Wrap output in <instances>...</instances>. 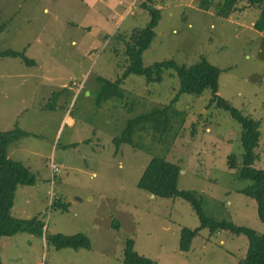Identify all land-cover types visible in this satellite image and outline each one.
<instances>
[{
    "label": "rangeland",
    "instance_id": "374dc122",
    "mask_svg": "<svg viewBox=\"0 0 264 264\" xmlns=\"http://www.w3.org/2000/svg\"><path fill=\"white\" fill-rule=\"evenodd\" d=\"M140 1L0 0L6 24L0 51H24L36 61L0 57V129L27 133L9 145L8 155L36 179L16 188L11 214L44 225L41 237H3V264H123L128 238L156 264H242L248 237L229 230L203 228L189 251L180 249L182 229L199 226L200 218L182 197L137 187L154 155L180 165L179 189L196 191L207 214L264 233L256 199L242 191L251 180L227 163L230 154L242 163V128L210 102V89L173 101L179 80L172 69L160 82L129 74L120 84L122 98L97 104L96 78L115 80L125 66L120 35L149 19ZM157 4L160 18L143 64L173 59L190 65L203 57L216 65L217 94L260 122L256 166L264 167V32L254 25L260 8L240 0L239 9L222 17L198 0ZM167 104L174 117L161 140L138 128L133 140L140 147L116 143L127 119ZM58 199L68 209L55 205ZM56 234L85 235L91 247L56 248L46 238Z\"/></svg>",
    "mask_w": 264,
    "mask_h": 264
},
{
    "label": "trees",
    "instance_id": "16d2710c",
    "mask_svg": "<svg viewBox=\"0 0 264 264\" xmlns=\"http://www.w3.org/2000/svg\"><path fill=\"white\" fill-rule=\"evenodd\" d=\"M240 0H198V6L204 9L212 8L216 15L227 17L234 10L239 9L237 3ZM250 5L260 8V14L254 25L264 32V0H247ZM159 4V3H158ZM157 0H141L139 7L149 12L148 21L142 26H134L127 36L120 35L123 44V56L125 66L120 77L110 80L102 76L96 78L99 87L96 91V102L100 104L111 98H122L123 90L120 84L129 74L142 75L146 82H160L166 70L172 69L179 80L177 94L173 97L176 101L182 93L201 95L206 89H210L212 96L210 102H214L219 108L227 111L230 116L240 124V142L244 149L242 163H239L234 154L228 155L227 163L231 168L238 167V177L247 178L251 183L242 188V191L252 196L257 201L259 217L264 223V167L256 166L261 160L258 149L260 148V122L234 107L231 103L217 94L218 77L220 69L210 61L201 57L197 62L186 65L178 64L173 59L154 62L148 66L143 64V52L152 44L156 35V26L160 18V7ZM6 24L0 23V33ZM20 57L27 65H34V59L28 58L24 51L6 49L0 51V57ZM169 104L162 108H153L145 113L127 119L121 134L115 139L116 143H127L136 148L139 143L133 140L138 128L152 131V136L162 139L165 133L172 127L174 112ZM27 134L21 128L15 127L2 131L0 129V242L5 236H15L26 233L41 237L44 225L36 218L23 219L14 217L11 208L14 203V192L19 185L35 184V175L21 162L9 157L8 147L21 135ZM181 172L180 165L167 160L165 156L154 155L150 157L144 166L137 187L154 196L165 198L182 197L188 200L200 218V225L195 228L184 227L180 236V249L189 251L195 237L203 228H207L212 234L218 230H229L235 234H245L248 237V249L246 255L239 260L242 264H264V233L243 225H236L229 220H218L207 214L202 208V197L196 191L180 190L178 180ZM55 205L68 209V203L59 199ZM47 241L56 248L90 249V241L85 235H51ZM123 264H156L152 258L139 254L133 249V240L128 238L124 242ZM0 264H3L0 255Z\"/></svg>",
    "mask_w": 264,
    "mask_h": 264
},
{
    "label": "built area",
    "instance_id": "2783aa9c",
    "mask_svg": "<svg viewBox=\"0 0 264 264\" xmlns=\"http://www.w3.org/2000/svg\"><path fill=\"white\" fill-rule=\"evenodd\" d=\"M51 168H52V170H56L57 169V167H56V165L55 164H51Z\"/></svg>",
    "mask_w": 264,
    "mask_h": 264
},
{
    "label": "crops",
    "instance_id": "0c3cea01",
    "mask_svg": "<svg viewBox=\"0 0 264 264\" xmlns=\"http://www.w3.org/2000/svg\"><path fill=\"white\" fill-rule=\"evenodd\" d=\"M130 3H131V0H130ZM129 7V6H128ZM140 8V7H139ZM35 61V60H34ZM35 64H36V61H35ZM34 64V65H35ZM12 209V208H11ZM0 253H1V242H0Z\"/></svg>",
    "mask_w": 264,
    "mask_h": 264
},
{
    "label": "water",
    "instance_id": "95a60500",
    "mask_svg": "<svg viewBox=\"0 0 264 264\" xmlns=\"http://www.w3.org/2000/svg\"><path fill=\"white\" fill-rule=\"evenodd\" d=\"M153 195V194H152Z\"/></svg>",
    "mask_w": 264,
    "mask_h": 264
}]
</instances>
